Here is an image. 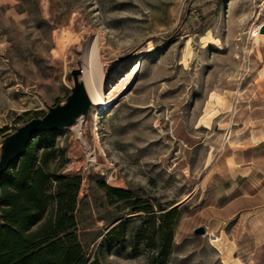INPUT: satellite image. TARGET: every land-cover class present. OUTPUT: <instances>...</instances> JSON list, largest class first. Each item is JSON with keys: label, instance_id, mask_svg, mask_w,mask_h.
Wrapping results in <instances>:
<instances>
[{"label": "rangeland", "instance_id": "1", "mask_svg": "<svg viewBox=\"0 0 264 264\" xmlns=\"http://www.w3.org/2000/svg\"><path fill=\"white\" fill-rule=\"evenodd\" d=\"M263 21L264 0H0V153L7 135L66 101L73 69L83 70L89 95L100 81L115 90L135 71L106 112L97 117L92 104L55 134L48 169L82 176L81 243L102 264L245 261L249 244L233 239L231 224L223 237L208 225L200 184L224 142L225 107L245 96ZM105 184L158 215L179 209L169 256L160 255L167 223L160 231L131 200L111 204ZM200 222L203 235L194 233Z\"/></svg>", "mask_w": 264, "mask_h": 264}, {"label": "trees", "instance_id": "2", "mask_svg": "<svg viewBox=\"0 0 264 264\" xmlns=\"http://www.w3.org/2000/svg\"><path fill=\"white\" fill-rule=\"evenodd\" d=\"M55 134L36 135L0 177V264H102L99 256L90 257L76 230L82 176L48 169L58 155ZM104 188L111 204L131 200L133 213L145 212L154 223L159 221L160 231L167 223V243L160 255L169 256L179 209L158 215L153 205L137 207L139 201L130 190L106 184ZM125 223L109 231L107 238Z\"/></svg>", "mask_w": 264, "mask_h": 264}, {"label": "crops", "instance_id": "3", "mask_svg": "<svg viewBox=\"0 0 264 264\" xmlns=\"http://www.w3.org/2000/svg\"><path fill=\"white\" fill-rule=\"evenodd\" d=\"M256 42L245 96L225 107L224 142L200 184L208 225L223 237L231 224L233 239L249 244L245 261L233 256L236 264H264V33Z\"/></svg>", "mask_w": 264, "mask_h": 264}, {"label": "water", "instance_id": "4", "mask_svg": "<svg viewBox=\"0 0 264 264\" xmlns=\"http://www.w3.org/2000/svg\"><path fill=\"white\" fill-rule=\"evenodd\" d=\"M259 32L264 33V25L260 27ZM82 73L81 68L71 71L73 87L64 103L50 106L43 117L32 118L4 138L0 153V177L23 155L36 135L61 131L73 126L80 118L87 115L92 106V99L85 82L81 79ZM206 232L204 225L194 229L197 235H203Z\"/></svg>", "mask_w": 264, "mask_h": 264}, {"label": "bare ground", "instance_id": "5", "mask_svg": "<svg viewBox=\"0 0 264 264\" xmlns=\"http://www.w3.org/2000/svg\"><path fill=\"white\" fill-rule=\"evenodd\" d=\"M254 35H259L257 29L254 31ZM135 78V71H133L129 76L124 78L113 91L108 88L106 81L98 82L90 93L92 104L95 106L96 116L102 115L110 108L114 101H117L123 96L124 92Z\"/></svg>", "mask_w": 264, "mask_h": 264}, {"label": "built area", "instance_id": "6", "mask_svg": "<svg viewBox=\"0 0 264 264\" xmlns=\"http://www.w3.org/2000/svg\"><path fill=\"white\" fill-rule=\"evenodd\" d=\"M260 25L256 28L258 33L259 32V29H260ZM84 147H85V151H86V154H87V159L90 161V162H95L96 161V153H95V149H92L87 143L84 142Z\"/></svg>", "mask_w": 264, "mask_h": 264}]
</instances>
